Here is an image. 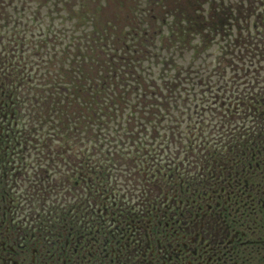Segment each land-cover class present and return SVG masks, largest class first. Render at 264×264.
I'll list each match as a JSON object with an SVG mask.
<instances>
[{"label": "flooded vegetation", "instance_id": "1", "mask_svg": "<svg viewBox=\"0 0 264 264\" xmlns=\"http://www.w3.org/2000/svg\"><path fill=\"white\" fill-rule=\"evenodd\" d=\"M91 1L0 0V53L10 57V67L0 65V85L4 86L7 93L0 86V109L5 99L10 100L14 111L17 109L18 64L12 59L19 52V41H25L27 37L32 54L44 59L47 66L43 68L51 66L54 73L85 72L96 77L99 72L128 74L139 71L142 66L136 65L137 60L147 56L155 57L158 64L172 68L177 64L178 56L184 55L183 51L191 53L196 48L197 51L189 56L193 58L201 55L202 42L210 26L222 33V28L227 25L223 21V4H218L216 0L211 1L209 9H206L208 0H131L125 3L124 9L127 17H130L129 10L133 11L132 18L121 25L122 34L117 35L125 49L121 57H128L122 59L121 65L101 67L97 62H86L88 58L95 59L87 48L92 50V47L97 46L94 42L101 34L97 17H93L97 0L96 3L93 0V4ZM41 19L50 24L43 27ZM84 20L94 25L91 34L82 33L87 27ZM252 23L254 29H258L256 31L263 30L264 34V18L254 19ZM239 24L237 22L236 27ZM54 25L57 27L54 28ZM218 25L222 26L218 29ZM76 32L78 37L75 36ZM106 34L110 36V32ZM82 42H85V48ZM61 46L65 49H60ZM8 47L11 49L9 54ZM154 47L156 51L152 53ZM95 54L97 58L98 52ZM107 56L111 60L117 58L113 54ZM190 64L194 63L187 64L191 73L198 75L201 66L195 69ZM23 72L27 74L26 86L32 85L33 81L29 77L32 69L25 67L20 71ZM210 78L212 76L206 77L208 82ZM19 82L22 85V80ZM258 82L262 83L258 87L260 89L255 91V101L264 119V80ZM82 85L78 83L71 89L68 86L72 84L48 80L44 90L49 93L55 87L53 91L64 97L66 93H81ZM90 85L93 87L97 83L90 82ZM165 85L170 90L176 83ZM63 97L58 99L62 100ZM46 100L55 99L48 97ZM81 101L77 100V110L82 108ZM88 109L94 111L97 106H88ZM227 112L231 110L227 109ZM1 113L0 110V117ZM93 114L96 115L95 112ZM223 116L228 117L229 114ZM14 118L15 113L12 114V120ZM10 125L11 135H6L9 137L7 142L0 127V264H243L241 261H253L255 247L264 243V131L244 150L235 145L239 152L238 161L233 159L229 168L222 169L220 173L221 180L228 182L221 188V209L210 207L206 195H200L197 200L185 201L179 195L171 194V190L163 200H156L154 206L148 209L151 215L140 217L131 225H124L123 229L113 230L112 223L107 220L105 228L95 229L81 223L74 215L69 216L64 210H47L52 204L47 207L45 194L53 188L41 177L35 178L34 171L27 173L30 181L25 183L26 188L19 193L17 180L24 176H15V149L22 140L15 135V122L14 130L12 123ZM41 139V136L33 138L27 133L25 147L36 154L41 172L43 166L40 160L46 158L48 153L51 160L54 159L53 155L56 156L55 167L61 172L62 180L55 181L60 189L65 190L72 179L70 177L67 181L65 177L67 153L65 149L55 152L47 149L48 145L41 146ZM60 140L55 139L57 142ZM241 151L243 153L240 156ZM79 164L80 155L74 154V178L78 174ZM30 166L32 168V163ZM79 176L82 178V174ZM189 189L186 188V191ZM194 222L196 226H193ZM132 227L134 232L129 233Z\"/></svg>", "mask_w": 264, "mask_h": 264}, {"label": "rangeland", "instance_id": "2", "mask_svg": "<svg viewBox=\"0 0 264 264\" xmlns=\"http://www.w3.org/2000/svg\"><path fill=\"white\" fill-rule=\"evenodd\" d=\"M130 1L97 0L96 3L94 0L97 9L93 12V17H97L101 34L94 42L95 45L97 43V46L92 47V50L87 48L95 58H88L89 62H99L97 65L105 67L112 64L119 65L122 59L128 57H121L125 49L122 47V41L117 39V35L122 34L121 25L132 18L133 11L129 10L130 17H127V11L124 9L125 3ZM142 1L148 2V0ZM211 1H207L206 9H209ZM216 1L218 4L219 2L223 4V21L227 25L222 28V33L217 29H211V26L207 29V35L202 42L201 55L196 56L198 58L189 56L197 51L194 48L191 53L183 51L184 55L178 56V62L172 68L158 64L155 57L147 56L137 60L136 65L142 66L139 71L128 74L121 72L106 73L108 78L113 76L106 82L107 85L104 84V86H110L112 89L107 91L112 94V98L111 102L110 96L99 99L101 104H97V111H100L101 116H99L100 114L93 115V117L99 116L98 121L97 119L83 121L75 126L76 129H73V124H71L65 134H61L60 142L55 141L53 136L49 137L47 149H52L55 152L65 149L68 155L79 154L80 160L87 156L97 164L93 170L96 168L97 171H106L103 174L104 181L108 182L111 188L106 185V190L102 196L93 192L94 200L92 198L89 201L86 200L85 194L78 196L75 191L72 193L65 192V195L63 191L61 192L62 196H59L60 187L55 180H62V178H60L61 172H58L55 167L56 156L53 155L54 159L51 160L48 153L46 158L40 160L43 166L41 172L42 169L37 166L38 159L34 152H20L21 157H28L27 161L22 160L24 166L34 163L29 174L34 171L36 173L35 178L36 176L41 177L40 179H44L54 186L53 190L49 189L45 194L47 207L54 204L47 210H64L70 216L73 207H79L77 213H80L83 212V207L88 202H93L95 206L101 208L108 204L112 198L119 197L123 202L118 209L114 210L119 221L123 220L124 214L131 213H136L144 218L147 217L149 211L143 205L137 207L133 201L142 202L140 182L145 180L153 183L150 186L151 194L145 193V199L149 198L148 201L151 203L154 196L159 192L155 186L161 184L160 188L163 193L169 194L173 190L171 194L179 195V198L185 201L187 199L189 201L196 200V193H200L209 198L210 207L222 208L221 188L228 182L221 180L220 173L222 169L227 170L229 168L233 159L235 161L239 159V152L232 147L230 148V145L237 144L240 146V150L250 146L249 141L243 145V137L238 136L239 131L241 133L242 130L236 127L237 130L234 131V127L242 119L245 94L249 93L250 88L257 87L261 83L258 81L264 80V34L263 30L256 31L258 29L255 30L252 23L254 19H260L264 15V0ZM94 2L92 0L91 4ZM231 11L233 17L230 19L227 14L231 15ZM40 22L43 23V27L50 24L42 19ZM84 22L87 27L85 32L81 29L82 33L91 34L94 25L85 20ZM237 22L240 23L238 27L235 25ZM107 26L108 28H106ZM221 26L218 25V29ZM53 27L57 26L54 25ZM109 32L110 36L106 34ZM77 34L78 32L75 36ZM28 40L27 37V40L19 41L17 48L19 52L12 59L19 66L32 69V74L29 77H31L33 82L30 81L33 84L22 87L23 102L21 99L19 100L22 102L24 111L18 110L16 112L20 117L38 115L36 113L37 103L42 100V95L38 90L45 88L46 80L52 81L54 78V69L51 66L43 68L44 59L32 54V49L28 48ZM89 45L90 42H88ZM64 46L66 47V45ZM117 46L119 48H116ZM82 47L85 48V42H82ZM60 49L64 50L65 48L61 46ZM7 51L8 54L11 52L10 47L7 48ZM155 51L156 47L152 49V53ZM97 52L98 54L101 52L106 57L96 58L95 53ZM0 54V65H7L10 60L9 55L5 56L3 52ZM107 54H113L117 58L111 60ZM134 54L136 53L129 55ZM86 62L88 63V60ZM189 62L194 63L190 65L195 69L201 66L198 75L191 73V68L187 65ZM181 65L185 66L180 67ZM116 75L118 76L116 77ZM211 76L212 78L208 82L207 79ZM66 79L69 80V78ZM200 79L201 83H199ZM94 82L99 87V81ZM171 82L176 83V85L169 90L165 84ZM85 85L90 87L89 90L87 89L89 95L98 93L97 85L93 87L89 83ZM30 87L31 90H29ZM28 90L29 98H27ZM103 92L106 91L103 90ZM238 92L242 94L240 101L236 94ZM16 96L18 99L20 93ZM233 102L235 107L231 104ZM168 106L170 107L169 110L167 109ZM227 109H230L231 112L228 113ZM89 111L87 107V112ZM226 113L229 114L228 117L223 116ZM255 115L257 116V114ZM248 123L251 126L260 124V122L251 121ZM263 125L261 123L260 128ZM48 126L52 127L53 125L48 123ZM262 130L264 131V128ZM189 131L193 132L188 133ZM54 132L59 134V132ZM258 132L256 129L253 134L257 135ZM189 138H193L197 144L191 151L185 153ZM211 152H213L212 157L209 155ZM242 153L241 151L240 156ZM154 159L157 166L151 165ZM16 161L18 162L17 158ZM59 166L61 168L62 164ZM212 166L213 168L214 166L218 167L217 173L209 172L208 168ZM65 168L67 174L70 175V170ZM159 169L161 174H158ZM19 174L27 178V180L23 177L17 180L20 193L26 188L25 183L30 180L25 167L16 169L15 176L18 177ZM114 188H117V192ZM186 188H190V190L187 192ZM92 190L94 191V188ZM73 193L75 195L74 201L72 200ZM128 197L133 201H125V198ZM199 200L202 202L203 198ZM61 204H64V207H60ZM188 207H186L187 210L190 209ZM118 227L123 229L125 226L119 225ZM133 228L129 230V233L134 232ZM140 237H143L142 234ZM255 248V251L252 252L254 260L241 261L243 264H264V243L261 242Z\"/></svg>", "mask_w": 264, "mask_h": 264}, {"label": "trees", "instance_id": "3", "mask_svg": "<svg viewBox=\"0 0 264 264\" xmlns=\"http://www.w3.org/2000/svg\"><path fill=\"white\" fill-rule=\"evenodd\" d=\"M228 16L232 17L233 14L232 13H231V15L227 14V17ZM261 18H264V15ZM98 57H106V56H103L102 54L99 53ZM83 64L84 63H82V65ZM87 64H90V62L88 61ZM121 64H122V62H120L119 65H121ZM108 73H110V72H108ZM111 73H113V72H111ZM100 74L98 73L96 75V77H94V75H91V74L85 73V72H81V73L64 72V73H60V74L54 73L53 74L54 78H53L52 82L61 81V82H65L68 84H72L73 86H68L71 89H74L75 86L78 85V83L84 84L81 86L82 91H81V93L76 92L74 95L72 93H70V94L66 93L65 96L63 97L58 92L53 91V89L55 87L52 89L53 93L52 92L45 93L44 89H46V88L38 90L40 92V94L42 95V100L39 102V104L37 103L38 106L36 109V113L38 115L34 116L35 117L34 124L36 126H43L48 117H53L54 120L57 121L56 129H58L59 131H63V130L67 131L68 128L71 127V124H73V127H75L83 121H91V119L92 120L97 119V121H98L99 116H101L100 111L98 112L97 110H94V111L87 112L86 109L88 106L95 107V106H97V104L100 105L101 103H100L99 99H101L102 97L108 98L107 96H110L109 98L110 99L112 98V96H111L112 94L111 93L109 94L107 92V91L112 90V89L110 88V86H108V87L104 86V84L107 85L106 82H108L109 79L113 78V76H110L108 78V75L106 73H103V72H101ZM117 76L118 75H116V77ZM66 78H69V80ZM97 80L99 81V87L97 86V89H96L98 93L96 95H92V94L89 95L87 89L89 90L90 87L86 86L85 84H87V83L90 84V82H94ZM47 81L48 80H46V82ZM103 90H105L106 92H103ZM48 97H52L55 100L48 101V100H46V98H48ZM61 97H63L64 99L59 100L58 98H61ZM77 100H82L81 101L82 108L80 110H77L75 108V105L78 104ZM247 102H251L250 104H253L255 102V96L254 95L248 96ZM94 112L96 113V115H98V114H100V115L93 117L94 114L92 115V113H94ZM106 113H107V111H106ZM212 154H213V152H211L209 155H211V157H212ZM210 168H211L210 172L212 171L213 174L218 172L217 166H214V168L212 166ZM98 173L100 174V171H98ZM156 187H157V189H159L161 187V184L156 186ZM196 194H197V196L195 198L197 200L201 194L200 193H196ZM114 202H115V204H113ZM119 206L120 205H119L118 201L109 200V203L103 207L104 211L106 210L107 215H103V213H99L98 209L96 207L94 209L91 208L92 212L90 213V216L93 217L92 222H91L92 225H100V227H105V224H106L105 220L107 218L106 216H108V214H110L111 211L118 209ZM124 221L129 222L130 216L126 215V217L124 218ZM117 222H118V219L116 218V221H115L116 226L118 225ZM196 225H197V223L194 222L193 226H196ZM100 227L98 229H100ZM100 231H102V230H99L98 232H100Z\"/></svg>", "mask_w": 264, "mask_h": 264}]
</instances>
